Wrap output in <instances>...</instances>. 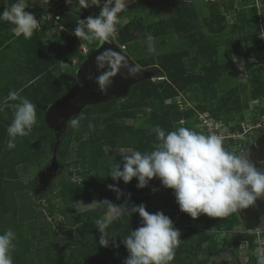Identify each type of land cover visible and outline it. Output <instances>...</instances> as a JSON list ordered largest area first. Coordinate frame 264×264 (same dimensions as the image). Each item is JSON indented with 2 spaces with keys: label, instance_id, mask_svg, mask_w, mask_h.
<instances>
[{
  "label": "rangeland",
  "instance_id": "374dc122",
  "mask_svg": "<svg viewBox=\"0 0 264 264\" xmlns=\"http://www.w3.org/2000/svg\"><path fill=\"white\" fill-rule=\"evenodd\" d=\"M135 1L138 4L131 6L117 23L118 31L113 38L119 33V29L128 27L132 34L123 42L124 51L137 65L145 59L157 60L161 57L165 62L174 61L172 64L184 77L189 80H199L187 85L172 98L163 101V104L174 103L182 111L186 109L189 111L188 113L186 111L185 118L176 122L174 130L178 129L179 125L205 135L215 134L222 139L223 146L228 151L238 155L247 153L256 137L262 133L260 130L264 129V96L258 95L264 88V29L260 28V22L264 16V0ZM15 2L16 0H0V8H9ZM127 3H131V0H127ZM26 4L28 6L26 11L32 12L41 22V27L35 30L40 34H36L32 42L34 46L36 43L37 45L49 43L51 49H56L58 56L52 60L59 72L56 81L59 84L58 88H67L73 80L71 72L75 70L83 50L79 46L69 49L67 41L72 37V33L64 24L59 21L55 23L53 19L55 14L61 17L62 14L67 13L70 0H50L47 8H42L34 0H26ZM45 17L50 18L44 23ZM12 29L19 34L15 25ZM148 34L154 38L151 42L155 49L153 52L148 51L150 43L147 41ZM2 38L3 36H0V39ZM83 46L86 47V45ZM40 48H42L41 52L46 50L45 46ZM203 51H211L210 61L202 56ZM142 67L152 69L147 64ZM156 74L163 73L159 70ZM164 78V76H154L151 81L155 87H158ZM46 86L43 92L48 90L49 85ZM27 91L31 94L30 90L27 89ZM139 102L140 98L137 95L129 98L127 94L123 98H118L115 103L97 110V113L86 112L87 114L81 116L80 131H73L69 137L64 138L61 147H57L55 151L58 168L51 179V185H57L61 179L69 177V172L72 173L70 177L76 180L78 175L73 162L78 159L77 148L88 144L91 139L100 136L103 132L109 133V127L113 124L131 125L138 130V133L151 135L152 126L147 119L150 109L147 106L139 108ZM153 103L157 104L158 101ZM237 126L240 129L231 130L232 127ZM69 129L71 127L66 126L63 135H66ZM229 137L236 139V142L232 144L228 140ZM102 149L104 153L98 158L96 168L93 169L101 177L110 174L114 163L122 165V155H130L133 150L118 145L104 146ZM44 154L40 156L42 162L39 167L43 165L47 167L50 162L53 155L50 143L46 145ZM30 155L34 157L38 153L31 150ZM262 166L264 168V161ZM34 172L30 174V177H35ZM41 176L44 182L49 178L47 175L43 177L42 173ZM149 183L154 192L148 201L141 204L150 202L155 208L156 195L164 193L169 200L175 196L174 191L165 188L158 178H153ZM44 191L45 189H40L38 193L31 192L30 200L24 199L30 204L22 202L21 210L10 212L8 219L5 213H0V234L8 229L16 233L14 241L16 247L12 252L13 264H27L28 259L23 257H28L31 253L35 255L34 250L39 247L37 241L39 238L40 244L55 242L58 252H64L69 248L63 245L69 237L68 234L65 235L68 225L65 227L63 224L65 220L73 216L69 213V216H63L58 213V210L49 211L45 197H39ZM120 191L124 199L131 200L125 187ZM20 200L24 201L23 197L19 198ZM56 203H59V200ZM59 207L61 206L55 208ZM78 209L86 208L78 207ZM165 213L176 229L180 226L192 225L196 231H200L188 242L192 244L193 249L188 251L189 247L183 248L184 255H188L191 264H210L211 256L222 255L227 249L231 264H257L259 250L254 249L256 245L251 247V241L246 235L255 233L257 238L262 240L264 227L251 231L236 230L235 226L242 222L238 211L224 217H208L203 214V221L194 220L189 223L180 222V218L177 220L174 211L165 210ZM205 225H210L209 229H202ZM94 228L87 229L88 231L83 234L80 228H76L74 235L77 238L82 236L80 239L91 240L94 236ZM120 239L117 237V240ZM93 242L96 244L95 240ZM77 245L78 248L83 246ZM30 247L31 252L23 254L22 257V253ZM123 247L119 248L120 256L113 255L112 264H124L128 252L125 253ZM109 256L107 255V261H105V255L101 254L99 257L92 252L91 259L83 260L80 264H109ZM30 264H35L33 257ZM59 264H64V261H60Z\"/></svg>",
  "mask_w": 264,
  "mask_h": 264
},
{
  "label": "clouds",
  "instance_id": "9594fccd",
  "mask_svg": "<svg viewBox=\"0 0 264 264\" xmlns=\"http://www.w3.org/2000/svg\"><path fill=\"white\" fill-rule=\"evenodd\" d=\"M42 8H47L50 0H34ZM83 8L99 6L97 15L79 19L73 34L91 42L102 39L111 42L117 32L118 10L128 7L127 0H80ZM26 0H16L9 8L0 12V21H7L16 26L19 34L31 38L34 31L41 27V22L27 9ZM154 38L147 35L148 51L153 52ZM124 50V45H119ZM99 75L95 83L102 94L112 84V79L125 68L124 58L110 49L100 54L96 60ZM126 71L136 72L128 66ZM78 82V81H77ZM8 98L19 101L15 105L12 122L7 127V148L16 147L18 137L27 136L37 122L36 105L16 91H10ZM71 128H78L80 119L70 117L66 122ZM91 127V124L89 125ZM152 131L159 144L150 152L132 150L130 155H122L123 166L114 163L110 176L114 181L122 180L125 184L133 178L137 188H144L153 178H158L165 188L174 191L176 203L181 212L193 219L201 214L208 217H224L242 208L255 204L264 197V169H258L247 153L236 154L223 147L222 139L215 135H205L186 127L165 132L159 125ZM108 188L121 195L115 185ZM106 208L112 218H118L126 211L138 213L140 226L122 239L128 256L124 264H170L174 259L175 249L180 243V231L173 226L172 220L163 212L149 213L143 204L128 209L127 203L116 205L105 199L96 202ZM179 218V217H178ZM100 232L99 245L108 247L110 236L106 232L108 224L97 220ZM16 233L12 229L0 234V264H13L12 252L16 245ZM119 246V245H115ZM257 264H264V251L258 254Z\"/></svg>",
  "mask_w": 264,
  "mask_h": 264
},
{
  "label": "trees",
  "instance_id": "16d2710c",
  "mask_svg": "<svg viewBox=\"0 0 264 264\" xmlns=\"http://www.w3.org/2000/svg\"><path fill=\"white\" fill-rule=\"evenodd\" d=\"M4 8H0V12H2ZM99 9H94L93 6L83 8L81 5L80 0H70V5L67 10V13H64L61 15V17L58 19V21L70 31V33L73 34L74 29L77 27L79 19H84L88 16L97 15ZM13 24L7 21H0V28H12ZM117 31L119 25H116ZM260 28L264 29V16L261 19L260 22ZM119 33H117L114 36V40L118 45H124L123 42L125 39L130 36L132 33L129 31L128 27L119 29ZM34 31V36H32V39L35 38L36 34H40V32ZM97 39L92 40L91 42L84 40L82 38H77L75 35H72L70 39L67 41V44L69 45V49H73L75 47L78 48V46L82 42H86L88 45V48L95 46ZM32 41V40H31ZM42 46L43 44L40 43ZM46 50L49 51L50 56L57 57L58 52L56 49H51L50 45H46ZM202 56L207 60L210 61L211 59V51H203ZM85 54L79 55V62L77 65L84 59ZM172 62L174 61H163L161 57L156 59H145L144 61H140V66L150 65L152 69H154V76H164L165 78L161 82L158 87H155L153 84V81L151 79L143 80L141 82H138L131 86L128 96L129 98H133V96L137 95L140 98V102L138 104V107L141 108L142 106L149 107L150 111L148 114V120L150 123L151 129V135L147 134H140L138 133V130L135 129L133 126H116L113 124L112 127H109L110 131L109 133L103 132L100 136L91 139L88 144H84L83 147L77 148V155L78 159L77 161L73 162L74 169L76 170V174L78 175L79 180L72 179L71 172H69V177L67 179H64L60 182V186L58 187L57 192L55 195L60 198L62 197L63 200H78V199H88L91 197V194L93 192L98 193L99 201L102 200H109L112 203L116 205H121L127 203V207L129 210L133 206L140 205L144 201H148V199L153 194L154 190L153 187L148 183V185L144 188H137V180L136 178H133V182H129L125 184L122 180L114 181L110 174L106 176H99L96 171H93V169L96 168L97 160L100 158L104 151L103 147H116L118 146H124L132 148L133 150H138L141 152H150L154 150L155 146L159 141L156 139V134L152 131V129L159 125L162 129L165 130V132L173 131L174 125L178 123L179 120H182L187 116V111H182L179 109L178 105L174 103L170 104H163V101L167 98H172L179 92L180 90H183L187 85L198 82L199 80H189L188 78L184 77L182 73L175 67ZM145 63V64H144ZM75 66V68L77 67ZM161 71V75H157L156 71ZM74 71L71 72V76L73 77ZM196 78V77H195ZM58 82L55 80V85H49L48 90L42 93L41 96V102L49 104L53 100H55L58 96L62 94V92L66 88H58ZM264 96V88L261 89L260 93ZM118 99H112L104 103L96 104V105H87L85 106L79 115V119L81 116H83L86 112H92L97 113V110L102 109L105 105L113 104ZM154 101H158L157 104H154ZM160 104V106H159ZM152 107V109H151ZM87 114V113H86ZM42 122V121H41ZM177 122V123H176ZM42 125L44 128H46L45 124L42 122ZM179 128V125L177 126ZM240 129L239 126L232 127L231 130H238ZM51 131V130H50ZM79 132L80 129L78 128H71L67 131L66 135H62L63 137L60 138V141L58 143V148L61 147L62 143L64 142V138L69 137V135L72 132ZM264 129H261L260 132H263ZM52 133V132H51ZM231 141L232 144L236 142V139H232L229 137L228 139ZM51 149L54 145V137L52 136L49 140ZM225 149L226 147L223 146ZM227 150V149H226ZM72 164V163H71ZM123 164L121 165L122 168ZM108 185H115L119 189L125 187L129 195L131 197V200L124 201L121 196L119 198L117 197V193L110 190L108 188ZM155 196V195H154ZM156 198H154L155 201V208L151 207L148 211L149 213H155L157 211L165 213V210H171L176 211L179 209L178 204L176 203L175 196L172 197L170 200L166 197L164 193L160 195H156ZM107 211L106 208L97 207L94 210H89L88 212H84L81 214H77L75 217H71L70 219H67V222L70 223V225L76 224L77 222H82L86 227H95L94 228V238L96 240V237L100 235V232L97 229L96 221L98 220V217ZM60 214L63 216H67L64 209L60 208ZM203 214L198 216L197 218L193 219L190 217L187 213L181 212L179 214L180 221L183 223H189L191 221L197 220V221H203ZM204 216V215H203ZM73 218V219H72ZM141 217H139L138 213H132L130 211L124 212V214L118 218H116L114 221L109 223L108 227L106 228L107 234L111 237L110 241L117 240V237L124 239L126 236H128L132 230L138 228L140 226ZM205 225L204 230L209 229L210 225ZM177 229L180 231V243L178 247L175 249V256L174 259L170 262V264H191V260L188 257V255H184L183 248L189 247V250H192V244L188 243L193 235L200 233V231H196L192 225H184L177 227ZM117 235V236H116ZM116 236V237H115ZM248 239L251 241V247L254 245H257L258 238L255 233L251 235H246ZM31 239H33V235H31ZM261 239L263 241L264 245V231L262 232ZM90 243V245H83L81 248H78L79 246H73L68 248V256L71 259L70 263L77 264L80 260H88V258L91 259L92 252H95V254L105 255V261H107V255L109 256V264L113 263V255L120 256V249L116 242L115 244H112L110 242L108 247H102L100 246L99 240L96 244ZM94 244V245H93ZM65 245V244H63ZM66 246V245H65ZM89 246V247H88ZM46 249V252H48V248ZM31 247L28 248L23 254L30 253ZM32 254V253H31ZM29 255L28 257H23L24 259H28V263L30 264L32 262V255ZM120 254V255H119ZM63 252H60V255L58 258L53 259L52 264H59L62 260ZM114 257V258H115ZM96 257H94L95 259ZM76 259L77 261H75ZM23 264V263H20Z\"/></svg>",
  "mask_w": 264,
  "mask_h": 264
},
{
  "label": "crops",
  "instance_id": "0c3cea01",
  "mask_svg": "<svg viewBox=\"0 0 264 264\" xmlns=\"http://www.w3.org/2000/svg\"><path fill=\"white\" fill-rule=\"evenodd\" d=\"M13 32L15 31L12 28H0V36H3V38L0 39V213H5L8 219L10 212H18L21 210L20 207L22 202L24 204L27 202L24 199L29 198L30 200L31 192L34 191L38 193L40 189H45L39 197H45L48 204L47 209L49 211L58 210L59 213L60 208H62L68 216L70 214L75 217L77 214L94 210L98 207L96 202H99L97 192H93L88 199H78L74 201L63 200L61 196L59 198L55 193L60 186V182L68 177L61 179L57 185H51V179L57 173L56 172L53 176H48L49 178L46 182L43 181L41 173L46 169V165L39 167L42 162L40 156L45 155L46 145L51 139V129L44 123L43 115L47 104L41 102V96L42 92L47 87L46 85H55V80L58 76L57 73L59 72L54 63H52L54 57L50 56L49 51H40V49H42L40 47L46 46L45 44L48 45L49 43H44L42 46L36 43V46H34V43L31 41L32 37L26 39L22 34ZM27 89L31 91V94L28 93ZM10 91H16L20 96L26 97L34 103L36 105L37 115V122L33 126L31 132L25 137H18L16 140V147L13 149L7 148L9 139L7 127L12 122L16 110L15 105L19 103V101H12L8 98ZM35 98L36 102H34ZM41 121L45 124L46 128L43 127ZM51 132L53 131L51 130ZM31 150H33L34 153L37 152L38 155L32 157L30 155ZM35 170L36 172H34ZM32 172H34L35 177H30ZM43 177H45V175ZM78 180L79 178H77V181ZM22 197L24 201H19V198ZM121 198L124 201L130 200H126L122 196ZM57 200H59V203H56ZM27 203L30 204L29 202ZM56 206L61 207L57 209L55 208ZM144 206L146 211H149L152 207V203H146ZM78 207H85L86 209L79 210ZM115 219L116 218L109 216L108 211H105L98 217V220H102L108 225ZM64 223L63 225H65V227L68 225L65 235L68 234L69 237L67 238L68 241H64L63 244L69 246V248L78 246L77 244L89 245L95 240L94 238H91V240H87L86 238L80 239L82 236L77 238L74 235L76 228H80L82 234L90 228L86 227L82 222L70 225V223L65 220ZM42 233L44 234V230ZM100 235L96 237V243H98ZM37 241L39 247L34 250L35 255L32 253L35 264H52L53 259L58 258L60 255L58 246L55 242H42V244H40V238ZM121 241L122 239L115 240L119 248L120 246H124L120 244ZM44 248H48V252H46ZM123 248H125V246ZM124 251L125 253L127 252L126 248ZM61 257L64 264H72L68 256V248L63 252ZM82 262L83 260H80L77 264Z\"/></svg>",
  "mask_w": 264,
  "mask_h": 264
},
{
  "label": "water",
  "instance_id": "95a60500",
  "mask_svg": "<svg viewBox=\"0 0 264 264\" xmlns=\"http://www.w3.org/2000/svg\"><path fill=\"white\" fill-rule=\"evenodd\" d=\"M108 49L112 53L119 54L124 58L125 68H122L120 73L113 77L112 84L107 89V93L102 94L95 83V77L99 75L96 60L100 54L105 53ZM128 66H132L138 71H126ZM153 77L154 70L137 65L130 58L129 54L120 48L113 37L111 38V42L100 39L96 46L85 55L84 59L75 68L71 84L60 96L47 104L44 109V123L53 131L55 143L53 145V155L42 174L51 177L57 172L58 162L55 151L60 137L66 130V122L70 117L79 115L81 110L87 105H96L112 99L123 98L127 96L132 85L143 80L152 79ZM247 153L258 169H264L262 166V162L264 161V132L256 137L248 148ZM238 213L242 222L235 226L236 230L251 231L263 228L264 197L257 199L253 206L240 209ZM222 258L230 259L228 249L222 255L211 256L209 263L218 264ZM226 264L231 263L227 261Z\"/></svg>",
  "mask_w": 264,
  "mask_h": 264
},
{
  "label": "flooded vegetation",
  "instance_id": "af4514ba",
  "mask_svg": "<svg viewBox=\"0 0 264 264\" xmlns=\"http://www.w3.org/2000/svg\"><path fill=\"white\" fill-rule=\"evenodd\" d=\"M155 1H167V0H155ZM138 3H136V1L135 0H131V3H128V7L127 8H124V9H122V10H120V11H118V22L120 21V19L122 18V17H124L123 15L125 14V12L128 10V9H130L131 8V6H133V5H137ZM56 7H58V6H56ZM93 8L94 9H99L98 10V13H99V11H100V8H99V6H93ZM92 14V16H94L93 15V13H91ZM72 35H74V34H72ZM100 39H97L96 41H97V43H98V41H99ZM96 43V44H97ZM83 45H86V52L85 53H83L82 51H81V54H87L90 50H92L95 46H93V47H91L90 49L88 48V44L86 43V42H82L80 45H79V48L81 47V46H83ZM82 49V48H81ZM227 261H229L227 258H222V259H220L219 260V262H218V264H226V262Z\"/></svg>",
  "mask_w": 264,
  "mask_h": 264
},
{
  "label": "built area",
  "instance_id": "2783aa9c",
  "mask_svg": "<svg viewBox=\"0 0 264 264\" xmlns=\"http://www.w3.org/2000/svg\"><path fill=\"white\" fill-rule=\"evenodd\" d=\"M36 18H38V17H36ZM49 18H50V17H45V18H44V23H45L46 21H48ZM59 18H60V15H59V14H55V17H54V19H53V22L57 23ZM37 30H38V29H37ZM81 47H82V50H83L82 52L85 53V52H86V47H84V46H81ZM232 135H233V133H232ZM236 135H237V133H236ZM160 212H161V211H160ZM180 213H181L180 209H177V210L175 211V216H176L177 220H178V217H179V214H180ZM254 249H255V250H259V251H257V252H258L257 254H260L262 251H264L263 241L260 240V239H258V244L255 246Z\"/></svg>",
  "mask_w": 264,
  "mask_h": 264
}]
</instances>
